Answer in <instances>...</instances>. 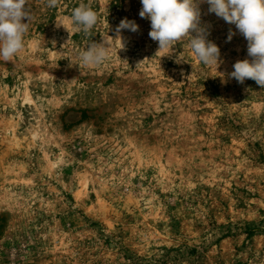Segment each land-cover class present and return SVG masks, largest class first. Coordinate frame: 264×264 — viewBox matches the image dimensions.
<instances>
[{"label": "rangeland", "instance_id": "obj_1", "mask_svg": "<svg viewBox=\"0 0 264 264\" xmlns=\"http://www.w3.org/2000/svg\"><path fill=\"white\" fill-rule=\"evenodd\" d=\"M74 1L90 36L68 0H28L25 47L0 60V264H264V88L228 75L246 40L201 5L216 68L187 37L157 53L140 0Z\"/></svg>", "mask_w": 264, "mask_h": 264}, {"label": "clouds", "instance_id": "obj_2", "mask_svg": "<svg viewBox=\"0 0 264 264\" xmlns=\"http://www.w3.org/2000/svg\"><path fill=\"white\" fill-rule=\"evenodd\" d=\"M139 16L150 21L148 33L158 43V52L169 50L186 37L196 59L208 66L219 67L223 63L219 46L210 40V25L202 22L201 5L207 4V12L215 14L236 31L229 29L230 42L238 32L247 42V57L233 64L229 77L243 84L251 79L264 88V0H140ZM59 0H47L49 8L58 6ZM28 0H0V60L11 62L24 47V37L32 20ZM71 22L77 31L90 36L98 22L97 12L90 4L81 2L72 10ZM27 20V22H24ZM59 28L62 23L56 22ZM64 27V26H63ZM122 30L138 32L134 20L124 18L116 27L120 37ZM121 42L122 38L120 37ZM55 46V41H52ZM123 45V42H122ZM124 47V45H123ZM111 46L107 41H91L79 56L85 67L101 65L109 56ZM79 65V64H78ZM222 75V74H221ZM226 81H222L224 83Z\"/></svg>", "mask_w": 264, "mask_h": 264}, {"label": "trees", "instance_id": "obj_3", "mask_svg": "<svg viewBox=\"0 0 264 264\" xmlns=\"http://www.w3.org/2000/svg\"><path fill=\"white\" fill-rule=\"evenodd\" d=\"M115 1H123V0H115ZM73 2V3H72ZM83 3L87 4L86 1H84ZM71 10H73L75 7L79 6V2L78 1H74V0H68V5H67ZM92 9L94 10V7H92Z\"/></svg>", "mask_w": 264, "mask_h": 264}]
</instances>
